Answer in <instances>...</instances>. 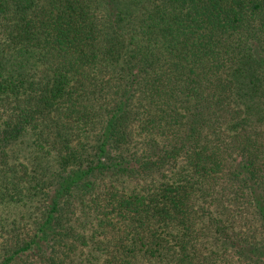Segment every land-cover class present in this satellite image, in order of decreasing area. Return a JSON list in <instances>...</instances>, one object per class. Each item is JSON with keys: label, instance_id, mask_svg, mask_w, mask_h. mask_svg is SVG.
Returning a JSON list of instances; mask_svg holds the SVG:
<instances>
[{"label": "trees", "instance_id": "trees-1", "mask_svg": "<svg viewBox=\"0 0 264 264\" xmlns=\"http://www.w3.org/2000/svg\"><path fill=\"white\" fill-rule=\"evenodd\" d=\"M0 264H264V0H0Z\"/></svg>", "mask_w": 264, "mask_h": 264}]
</instances>
